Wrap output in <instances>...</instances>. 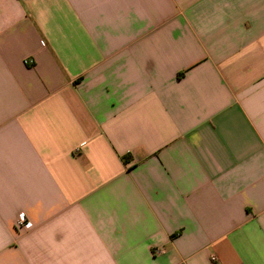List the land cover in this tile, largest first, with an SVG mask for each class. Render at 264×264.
Masks as SVG:
<instances>
[{
  "label": "crops",
  "instance_id": "0c3cea01",
  "mask_svg": "<svg viewBox=\"0 0 264 264\" xmlns=\"http://www.w3.org/2000/svg\"><path fill=\"white\" fill-rule=\"evenodd\" d=\"M0 264H264V0H0Z\"/></svg>",
  "mask_w": 264,
  "mask_h": 264
},
{
  "label": "built area",
  "instance_id": "2783aa9c",
  "mask_svg": "<svg viewBox=\"0 0 264 264\" xmlns=\"http://www.w3.org/2000/svg\"><path fill=\"white\" fill-rule=\"evenodd\" d=\"M17 223H18V226H20L21 228H25L27 226L26 225L27 220H26V217L23 213L18 215ZM152 253L154 255H158V254L162 253V250L159 248H155L154 250H152Z\"/></svg>",
  "mask_w": 264,
  "mask_h": 264
},
{
  "label": "trees",
  "instance_id": "16d2710c",
  "mask_svg": "<svg viewBox=\"0 0 264 264\" xmlns=\"http://www.w3.org/2000/svg\"><path fill=\"white\" fill-rule=\"evenodd\" d=\"M127 159H128V157H124V158H123L124 161H127Z\"/></svg>",
  "mask_w": 264,
  "mask_h": 264
}]
</instances>
